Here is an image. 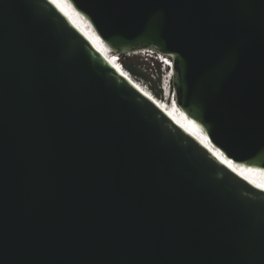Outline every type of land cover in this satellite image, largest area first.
<instances>
[{
	"label": "water",
	"instance_id": "1",
	"mask_svg": "<svg viewBox=\"0 0 264 264\" xmlns=\"http://www.w3.org/2000/svg\"><path fill=\"white\" fill-rule=\"evenodd\" d=\"M67 1L120 58H170L188 126L264 171V0ZM0 264H264V191L50 0H0Z\"/></svg>",
	"mask_w": 264,
	"mask_h": 264
},
{
	"label": "bare ground",
	"instance_id": "2",
	"mask_svg": "<svg viewBox=\"0 0 264 264\" xmlns=\"http://www.w3.org/2000/svg\"><path fill=\"white\" fill-rule=\"evenodd\" d=\"M50 1L54 5H56L60 9V11L66 17L69 18V20L73 23V25H75V27H77L93 43V45L96 47V49L101 53V55L104 57V59L108 62L109 61L108 60L109 55L107 53H111V52L107 48L102 47L96 41L95 33L90 29V27L87 26L86 21L80 15H78L73 9L70 8L71 7L70 4L65 0H50ZM142 52H146V51H142ZM142 52H138V53L145 54ZM151 53H153V52H151ZM111 54H115V53H111ZM145 55H147L148 57H151V58L153 57L156 60L158 59L157 61L160 60L162 64L164 63V67H169L170 70L173 68V62H172V60L169 61V58L167 56L159 55V58H156L153 55H151L150 52L146 53ZM119 60L121 62V58H119ZM110 65H112V64H110ZM112 67L118 73H120L113 65H112ZM170 70L168 71V73H166L167 75L165 76L166 80L164 81L163 88L161 90L163 92L162 95L168 96L170 94V90H172V86L170 84V79H171V71ZM123 77L126 79L125 76H123ZM164 86H165V88H164ZM166 86H168V89H166ZM141 93L145 95L144 92H141ZM172 93H173V91H172ZM171 96H172V94H171ZM154 105H156V104H154ZM169 107L171 108L172 111L176 112L175 115L177 116V120L174 119L173 117H171L170 115L166 114L160 108L159 109L161 111H163L166 115H168L173 121L178 123L182 128H184L187 133H189L190 135L195 137V139H198V141H200L210 152H212L214 155H216V157H218L232 171L241 175L247 181H249L250 183H252L256 187H258L259 189L264 191V171L263 170L247 168V167L235 165L231 161L227 160L225 158V156L215 146H213L211 143H209V141L207 140L204 133L202 134L199 130L191 128L188 126L186 117L183 114L184 112H182V110L176 104L174 96L170 100Z\"/></svg>",
	"mask_w": 264,
	"mask_h": 264
},
{
	"label": "rangeland",
	"instance_id": "3",
	"mask_svg": "<svg viewBox=\"0 0 264 264\" xmlns=\"http://www.w3.org/2000/svg\"><path fill=\"white\" fill-rule=\"evenodd\" d=\"M142 53L146 54L147 52ZM107 54L109 55L108 62L110 64H112L113 62L114 65H116L120 69H122L123 67L129 68L127 70L131 75L120 73L121 75L125 76L131 84L135 83L139 88H141L140 90L135 87L140 92H144L149 100L151 96H155L156 106L163 110L166 114L177 120V116L175 115L176 112L172 111L169 107L172 90H170V94L168 96L162 95L163 92L161 91L162 83L166 80V73H168V71L170 70L169 67L167 69L166 67L162 66L159 61H157L158 59L156 60L153 57L151 58L141 53L125 56L121 59V62L119 60L120 57L117 54ZM150 54L156 58H159L157 53ZM170 60L171 59L169 58V61ZM132 71H134V73H132ZM166 89H168V86H166Z\"/></svg>",
	"mask_w": 264,
	"mask_h": 264
},
{
	"label": "trees",
	"instance_id": "4",
	"mask_svg": "<svg viewBox=\"0 0 264 264\" xmlns=\"http://www.w3.org/2000/svg\"><path fill=\"white\" fill-rule=\"evenodd\" d=\"M123 57H121V59H122ZM112 64L114 65V63L112 62ZM114 67H116V69L120 72V73H123V74H125V75H128V74H130V72L127 70V69H129V68H126V67H123L122 69H120L119 67H117L116 65H114ZM167 69H168V67H166ZM132 73H134V71H132ZM131 75V74H130ZM132 85L134 86V87H136V88H138V89H140L141 90V88H139L135 83H132ZM150 100L152 101V103H156V101H155V96H151L150 97Z\"/></svg>",
	"mask_w": 264,
	"mask_h": 264
},
{
	"label": "clouds",
	"instance_id": "5",
	"mask_svg": "<svg viewBox=\"0 0 264 264\" xmlns=\"http://www.w3.org/2000/svg\"><path fill=\"white\" fill-rule=\"evenodd\" d=\"M65 1H67V0H65ZM67 2H68V1H67ZM68 3H69V2H68ZM69 4H70V3H69ZM70 6H71V7H70ZM70 6H69V7H70L71 9H73L78 15H80V16L84 19V17L81 15V13H79L78 11H76V10L74 9V7H73L71 4H70ZM84 20H85V19H84ZM85 21H86V20H85ZM86 23H87V21H86ZM87 26L90 27V29L93 31L92 27H91L88 23H87ZM93 32H94V31H93ZM96 38L98 39V37L95 35V39H96ZM97 39H96V40H97ZM98 40H99V39H98ZM99 41H100V40H99ZM100 43H101V41H100ZM182 112H183V111H182ZM183 114H184V113H183ZM184 115H185V114H184ZM199 131L203 134V131H201V130H199Z\"/></svg>",
	"mask_w": 264,
	"mask_h": 264
}]
</instances>
